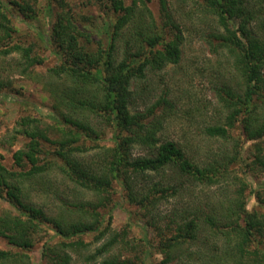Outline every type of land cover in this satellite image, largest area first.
Instances as JSON below:
<instances>
[{"label":"trees","instance_id":"1","mask_svg":"<svg viewBox=\"0 0 264 264\" xmlns=\"http://www.w3.org/2000/svg\"><path fill=\"white\" fill-rule=\"evenodd\" d=\"M93 1L113 15L107 14L102 23L94 20L89 28L80 23L69 0L54 1L58 8L50 40L42 38L55 48L60 64L39 79L60 116L45 127L37 118H23L16 133L29 142L14 155L16 169L0 163V199L11 208L0 215V237L20 250H0V264H30L24 252L49 229L63 240L44 244L48 264H71L67 250L83 244L74 238L94 233L101 240L109 233L102 228L101 210L112 204L115 185L130 204L153 216L161 204L194 187L224 190L226 203L220 213L187 209L178 218L173 215L177 235L158 247L164 256L160 264H184V256L189 264H264V197H256L260 211L257 206L249 210L245 178L233 177L244 164L247 143L253 156L247 171L258 168L264 173V0H196L193 5L215 20L207 40L214 52L227 56L236 79L234 85L224 80L215 88L222 114L205 116L196 105L186 111L187 122L201 115L196 138L225 145V150L208 147L202 152L189 140L163 138L174 115L179 116L178 103L161 97L146 111L136 105L137 81L182 60L183 28L169 0H159L161 21L149 6L152 0H133L130 5L126 0ZM9 3L12 8L0 2V42L15 33L11 9L17 8L25 20L33 19L37 0ZM82 20L89 24L91 19ZM12 52L22 54L24 74L32 75L43 63L33 57L32 47L0 44V57ZM238 129L245 140L235 137ZM138 148L144 155L135 157ZM168 170L176 176L151 185L152 173L164 179ZM231 188L236 191L228 194ZM82 193L94 200L81 202ZM33 194L49 204H38ZM119 237L109 233L99 252H110ZM121 243L126 246L125 240ZM192 245L199 252L194 254ZM103 264L139 263L118 254Z\"/></svg>","mask_w":264,"mask_h":264},{"label":"rangeland","instance_id":"2","mask_svg":"<svg viewBox=\"0 0 264 264\" xmlns=\"http://www.w3.org/2000/svg\"><path fill=\"white\" fill-rule=\"evenodd\" d=\"M12 0H0L11 6ZM55 0H37L35 5V15L33 19L25 20L17 8H13L11 15L12 25L15 33L12 38L0 42L5 48L21 45L25 48L32 47L33 57L43 60V63L33 68L32 75L23 73L24 59L21 53L12 52L7 56L0 57V163L8 169L15 170L14 155L23 149L29 142L24 136L17 135L16 130L20 128L19 122L26 117L37 118L41 126L52 125L56 122L55 117L60 114L55 110L51 95L40 83V76L49 74V70L60 64V60L55 53V48L42 37L50 40V33L55 23L57 4ZM133 0H126L130 5ZM196 0H169L171 11L176 22L183 28L184 45L183 56L179 65H170L160 73H148L145 81H137L135 87L138 93L136 105L138 109L146 111L156 104L161 97H167L170 101H175L180 105V113L174 115L172 121L167 126L163 138L183 142L189 140L194 147L203 149L211 147L213 150H225L218 142L204 141L203 138L195 137V132L200 128L202 122L201 115L195 114L194 123L187 122L183 118L187 116L190 106L199 107L205 116L215 117L219 113L218 97L215 88L226 80L230 85H234L235 76L230 71V64L227 56L221 52L213 51V46L208 42L207 35L214 28V21L208 19L198 8L193 7ZM200 1V0H199ZM52 12L48 10L49 5ZM83 26L90 27L94 20L102 23L107 14L113 15L105 5L93 0H69ZM149 6L158 19L161 21V11L159 0H152ZM82 16L90 18L89 24L82 20ZM43 35V36H42ZM95 40H98L96 38ZM94 47H97L96 45ZM224 54V55H223ZM231 81V82H229ZM236 82V81H235ZM209 106V108H207ZM195 107V108H196ZM235 137L245 140L244 132L240 129L234 132ZM231 146H229L230 148ZM242 150L244 164L240 165L234 172L233 177L245 178L243 184L247 198V207L254 210L257 206L261 210V204L256 198L259 194L264 197V173L260 169L255 172L247 171L246 164L253 160L252 147L250 143L244 144ZM135 157L144 155L141 149L134 150ZM234 169V167H233ZM172 176H176L172 170H168L164 179L156 174L151 175V185L168 181ZM178 179V177H177ZM117 191L112 196L113 202L107 209L101 210L105 217L102 226L109 233L114 232L120 237V243H116L108 253L99 251L107 244L109 233L101 240L97 235L85 234L74 238V242H82V246L69 248L68 253L72 258L71 264H103L107 259H112L118 254L134 260L139 264H160L164 256L158 252V247L168 239L176 238V226H173V215L178 218L181 210L195 213L196 210L212 213L222 211L221 206L226 203L224 190L221 187H197L193 188L184 196L170 198L161 204L158 213L148 215L146 211L137 205L130 204L124 197V193L115 185ZM63 189L69 191L67 186ZM232 194L236 190L231 188ZM83 192V191H82ZM36 193V192H35ZM81 202L93 201L92 196L87 193L80 194ZM32 198L40 205L49 204L47 200L33 194ZM261 206V207H260ZM10 206L0 199V215L3 211L10 210ZM222 213V212H221ZM111 216V219L110 217ZM176 218V219H177ZM178 220V219H177ZM109 225V228H106ZM63 239L56 236L52 230L42 233L36 237V242L31 251L24 252L29 255L27 260L30 264H48L45 257L44 244L50 242L56 244ZM126 241V246L121 243ZM69 242V241H68ZM188 243H184L186 247ZM196 254L200 249L194 245L189 246ZM0 250L20 252L19 249L9 245L6 239L0 237ZM144 260V263L141 261ZM184 264H189V258L183 257ZM191 263H194L191 261Z\"/></svg>","mask_w":264,"mask_h":264}]
</instances>
